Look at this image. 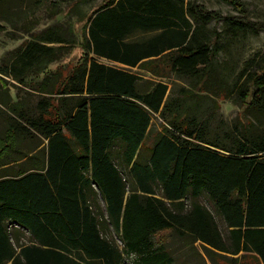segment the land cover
I'll list each match as a JSON object with an SVG mask.
<instances>
[{"label":"trees","instance_id":"1","mask_svg":"<svg viewBox=\"0 0 264 264\" xmlns=\"http://www.w3.org/2000/svg\"><path fill=\"white\" fill-rule=\"evenodd\" d=\"M232 4L239 16L186 0H107L89 16L86 58L165 77L148 67L161 61L186 87L143 89L136 74L90 58L64 81L45 75L34 88L36 117L4 104L20 120L0 140V264H179L189 256L217 264L236 255L264 264V132L247 126L215 142L200 119L202 93L227 99L234 89L216 61L218 32L205 26L222 22L232 35L264 29ZM72 43L36 35L0 74L25 86ZM6 85L0 78V92ZM237 96L262 109L264 71ZM33 134L42 142L21 152V138ZM163 231L176 240L157 244Z\"/></svg>","mask_w":264,"mask_h":264},{"label":"rangeland","instance_id":"2","mask_svg":"<svg viewBox=\"0 0 264 264\" xmlns=\"http://www.w3.org/2000/svg\"><path fill=\"white\" fill-rule=\"evenodd\" d=\"M106 1L0 0V25L3 28L0 30V69H5V66L8 65L7 61L15 51L36 35L52 33L65 40L73 41L72 45L64 48L63 55L57 62L49 65L44 74L30 76L26 80L25 86H21L11 78L0 74V78L7 82L5 89L0 92V140H3L8 125L13 121L20 120L18 114L10 112L9 107H5L4 104L8 106L17 104L20 111L25 112L29 117H36L38 115L36 104L42 95L34 90L35 86L45 78L46 74L60 75L62 77L60 81H64L73 72L74 68L86 61L85 59L93 58L100 64L118 67L136 74L142 79L140 85L143 89L149 83L159 82L167 85L169 91L173 88L178 90L186 87L174 76H170L167 66L161 61L150 64L148 67L166 75L165 77H156L148 69L131 68L128 70L120 64H114L102 58L98 59L92 54H89L86 58L82 45L84 35L87 34V20L91 13ZM188 1L201 5L208 11L218 12L224 17L240 15L232 4L236 2L242 6L243 13L250 22L264 26V0H186V2ZM205 28L209 31L216 30L218 32V36L215 40L213 39L214 42H217L216 61L228 84L234 86L233 93L227 99L223 96L215 99L205 93H202V95L206 97L201 99L199 96L201 99L200 119L207 123V138L215 142L225 143L229 137H239L240 132H243L247 126L253 128V133L260 135L264 132V107L260 110L248 108L251 99L248 97L242 103L237 94L249 75L264 71V29L259 30L257 33L232 35L227 32L222 22H211ZM48 46L66 47L65 44H48ZM198 95H201V93ZM56 97V95H53L51 98L53 105H56L53 101ZM50 113L54 115V109H51ZM153 123L158 126L159 120H153ZM41 142L42 138L37 135L30 139L23 136L18 148L21 152H28ZM200 201L211 210L207 200L200 199ZM216 221L218 227L223 229V220L216 217ZM168 235L169 231L158 234L155 238L156 243H173L176 240L175 238H167ZM114 242L120 249L122 248L119 237L115 235ZM187 251L190 252L189 249H184L179 254ZM124 259L127 264H130L131 259L126 257ZM234 259H236V262L232 263L222 258H216V262L217 264H255L252 259L242 258L239 255H236ZM179 264H197V259L189 256L185 261H180Z\"/></svg>","mask_w":264,"mask_h":264},{"label":"crops","instance_id":"3","mask_svg":"<svg viewBox=\"0 0 264 264\" xmlns=\"http://www.w3.org/2000/svg\"><path fill=\"white\" fill-rule=\"evenodd\" d=\"M103 59V58H102ZM113 63V62H112ZM102 64V63H101ZM114 64H119V63H114ZM121 66H124V65H122V64H120ZM107 66V65H106ZM108 67H110V66H108ZM111 68H115V67H111ZM116 68H118V67H116ZM115 68V69H116ZM124 68H127L128 70H130L131 68H128V67H126V66H124ZM118 69H120V68H118ZM123 70V69H122ZM198 249L200 250V248L198 247ZM234 258V257H233ZM205 264H211L210 262H209V260L208 259H206V262H205Z\"/></svg>","mask_w":264,"mask_h":264}]
</instances>
